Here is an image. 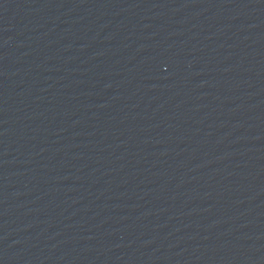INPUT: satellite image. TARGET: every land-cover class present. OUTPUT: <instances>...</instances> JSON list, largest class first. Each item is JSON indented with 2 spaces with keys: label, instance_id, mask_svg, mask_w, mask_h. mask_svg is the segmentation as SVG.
<instances>
[{
  "label": "water",
  "instance_id": "obj_1",
  "mask_svg": "<svg viewBox=\"0 0 264 264\" xmlns=\"http://www.w3.org/2000/svg\"><path fill=\"white\" fill-rule=\"evenodd\" d=\"M85 264H264V0H203Z\"/></svg>",
  "mask_w": 264,
  "mask_h": 264
}]
</instances>
